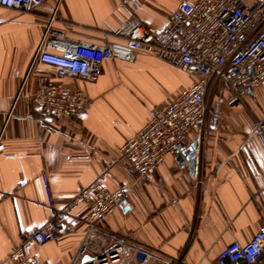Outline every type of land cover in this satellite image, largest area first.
Wrapping results in <instances>:
<instances>
[{"label": "crops", "instance_id": "0c3cea01", "mask_svg": "<svg viewBox=\"0 0 264 264\" xmlns=\"http://www.w3.org/2000/svg\"><path fill=\"white\" fill-rule=\"evenodd\" d=\"M180 1L137 0L132 7L142 25L160 29ZM53 13L51 28L65 40L98 44L117 41L114 33L127 18L118 0H47L32 13L0 7V264H13L7 257L20 235L52 216L34 181L41 175L60 207L105 173L110 190L126 189L105 228L171 264H212L230 243H246L264 213V138L251 135L264 91L231 100L212 81L200 128L186 139L190 157L167 156L140 177L120 147L197 78L143 51L133 63L103 62L95 81L58 77L34 61ZM40 80L81 92L88 114L40 121L32 103ZM87 212L74 211L73 235L31 245L32 254L46 264H84L76 252ZM106 244L98 238L91 247L99 254Z\"/></svg>", "mask_w": 264, "mask_h": 264}, {"label": "built area", "instance_id": "2783aa9c", "mask_svg": "<svg viewBox=\"0 0 264 264\" xmlns=\"http://www.w3.org/2000/svg\"><path fill=\"white\" fill-rule=\"evenodd\" d=\"M47 0H0V7L32 13ZM126 20L115 31L117 41L103 44L67 41L51 28L55 13L38 44L35 63L58 77L75 76L95 81L101 64L109 60L133 63L143 51L183 73L197 78L183 88L172 102L151 112L148 122L119 149L120 156L140 177L158 168L167 156L182 153L190 157L186 139L200 128L204 118L209 85H222L229 99L244 102L253 88L264 91V0L180 1L166 24L146 27L135 17L137 0H118ZM32 103L38 119L59 115L74 120L88 114L89 99L81 92L40 80ZM252 136L264 138L262 118H253ZM41 201L52 210L49 220L20 235L7 261L13 264H46L31 252L60 237L73 235L74 211L87 209L85 231L76 258L87 256L84 264H171L157 251L135 245L121 235L110 233L104 223L121 203L125 187L110 190L107 175H98L89 185L55 207L46 175L34 179ZM105 238L107 244L95 254L92 243ZM133 251L131 258L127 251ZM212 264H264V213L256 233L246 243L232 242Z\"/></svg>", "mask_w": 264, "mask_h": 264}, {"label": "water", "instance_id": "95a60500", "mask_svg": "<svg viewBox=\"0 0 264 264\" xmlns=\"http://www.w3.org/2000/svg\"><path fill=\"white\" fill-rule=\"evenodd\" d=\"M190 167L193 168V162L191 161L189 163ZM89 260V258L87 256H85V262H87Z\"/></svg>", "mask_w": 264, "mask_h": 264}, {"label": "rangeland", "instance_id": "374dc122", "mask_svg": "<svg viewBox=\"0 0 264 264\" xmlns=\"http://www.w3.org/2000/svg\"><path fill=\"white\" fill-rule=\"evenodd\" d=\"M163 90H164V89H163ZM210 100H211V99L208 97V98L206 99L205 102H206V103H207V102L209 103V102H211Z\"/></svg>", "mask_w": 264, "mask_h": 264}]
</instances>
